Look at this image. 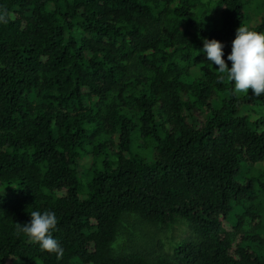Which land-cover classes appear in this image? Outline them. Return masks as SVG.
Returning a JSON list of instances; mask_svg holds the SVG:
<instances>
[{
	"label": "trees",
	"instance_id": "obj_1",
	"mask_svg": "<svg viewBox=\"0 0 264 264\" xmlns=\"http://www.w3.org/2000/svg\"><path fill=\"white\" fill-rule=\"evenodd\" d=\"M0 11V264H264V96L234 94L200 51L221 41L230 68L264 0ZM34 210L55 213L62 257L18 233ZM131 214L191 234L172 254L117 252Z\"/></svg>",
	"mask_w": 264,
	"mask_h": 264
},
{
	"label": "clouds",
	"instance_id": "obj_2",
	"mask_svg": "<svg viewBox=\"0 0 264 264\" xmlns=\"http://www.w3.org/2000/svg\"><path fill=\"white\" fill-rule=\"evenodd\" d=\"M6 22L7 13L0 11V23ZM224 49L225 44L221 41L204 39L200 50L219 73L218 82L227 77L234 83V94H249L251 89L253 96H264V33L252 31L243 25L237 28L231 52L227 55V61L231 62L230 68L224 59ZM30 215L29 223L19 224L18 233L26 234L41 250L62 257L64 249L53 236L57 227L55 213L34 210Z\"/></svg>",
	"mask_w": 264,
	"mask_h": 264
},
{
	"label": "rangeland",
	"instance_id": "obj_3",
	"mask_svg": "<svg viewBox=\"0 0 264 264\" xmlns=\"http://www.w3.org/2000/svg\"><path fill=\"white\" fill-rule=\"evenodd\" d=\"M190 234V227L185 222L170 229H163L148 225L136 215L131 214L125 216L114 248L117 252L139 250L172 254L179 241Z\"/></svg>",
	"mask_w": 264,
	"mask_h": 264
}]
</instances>
